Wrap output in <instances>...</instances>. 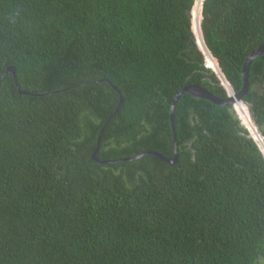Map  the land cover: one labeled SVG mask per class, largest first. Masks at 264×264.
I'll return each mask as SVG.
<instances>
[{
	"label": "trees",
	"instance_id": "trees-1",
	"mask_svg": "<svg viewBox=\"0 0 264 264\" xmlns=\"http://www.w3.org/2000/svg\"><path fill=\"white\" fill-rule=\"evenodd\" d=\"M195 0H0V264H260L264 155L192 32ZM201 38L239 92L264 0H204ZM195 36V37H194ZM8 67L13 75L5 73ZM264 57L243 102L264 138ZM16 81V83H15ZM26 92L29 95L20 94ZM247 108V110H248Z\"/></svg>",
	"mask_w": 264,
	"mask_h": 264
},
{
	"label": "water",
	"instance_id": "water-1",
	"mask_svg": "<svg viewBox=\"0 0 264 264\" xmlns=\"http://www.w3.org/2000/svg\"><path fill=\"white\" fill-rule=\"evenodd\" d=\"M189 16L191 17V12L189 13ZM209 54H210V52H209ZM210 56L212 57L211 54H210ZM259 57H264V44L259 45L257 47V49L251 51L249 56L245 59L243 66H242V69H241V72H240L242 87H241L239 92H237V93L234 92L233 88L228 84V82L226 80L225 81L227 83L229 90L227 88L223 87V85H221L228 92V98L225 100H221V99L217 98L211 92H209L207 89L203 88L200 85H189V86H186L183 89L176 92V94L173 98V101H172L171 109H170V127H171L172 137H173V157L172 158H167V157L163 156L162 154H159L156 152L146 151V152L140 153L139 155H137L135 157L126 158V159H122V160H118V161H101L98 159V152L100 149L101 138H102L103 132H104L106 126L108 125V123L110 122V120L119 111V109L123 103V98H122L120 92L117 90V88H115L112 85V83L109 80L98 81V83L106 82L113 89V91H115L118 94L119 101H118V104H117V107H116L114 113L112 115H110L108 120L104 123V125L100 129V132L98 134L97 141H96V143H97L96 149L94 150V152L91 155L92 161L95 164L102 166V165H108V164H116V163H120V162H135L137 160H140L144 156H153V157H155V158L159 159L160 161L167 163V164L177 163L178 153H177V138H176V133H175L174 116H175V109H176L177 102H178L179 98L182 95H187V96H190V97L197 99V100L208 101V102L212 103L213 105L219 106V107L232 106L234 108L235 104H242V105L247 107V105L243 102V98L246 96L248 89H249V68H250L251 63ZM9 72L13 75V77L15 79V70L13 67H8L6 69L4 75L6 73H9ZM220 73H221V70H220ZM15 83H16V81H15ZM262 86H263V90H264V67H263V71H262ZM19 93L24 94V95H29V93H26V92H19Z\"/></svg>",
	"mask_w": 264,
	"mask_h": 264
},
{
	"label": "bare ground",
	"instance_id": "bare-ground-1",
	"mask_svg": "<svg viewBox=\"0 0 264 264\" xmlns=\"http://www.w3.org/2000/svg\"><path fill=\"white\" fill-rule=\"evenodd\" d=\"M203 2H204V0H195V3L193 5L192 11H191V17H190L191 18V22H192V26H193V31L195 32L196 37H197L196 38L197 42H198L197 46H200L199 49H200V51L202 52V54L204 56V61H205L206 67L211 69L215 74L221 76L220 69H219V66L217 64V61L210 56V54H209V52H208V50H207L202 38H201L200 23H201V19H202V5H203ZM196 27H197V29H196ZM222 81H223L222 84L226 88L227 83L224 82V80H222ZM235 105H234L235 111L236 112L238 111V113L240 114V117L245 119L246 127L249 129V131L252 134V136L254 137V139L257 142H259V143L260 142L263 143L264 140L262 139V137L258 136L259 134L257 132H255L256 129H255L254 125L252 124V121H251V118L249 116L247 107L242 105V104H235Z\"/></svg>",
	"mask_w": 264,
	"mask_h": 264
},
{
	"label": "rangeland",
	"instance_id": "rangeland-1",
	"mask_svg": "<svg viewBox=\"0 0 264 264\" xmlns=\"http://www.w3.org/2000/svg\"><path fill=\"white\" fill-rule=\"evenodd\" d=\"M196 29H197V27H196ZM192 32L194 33V35L196 36V34H195V32L193 31V26H192ZM194 36V37H195ZM197 38V37H196ZM198 43V42H197ZM199 48H200V46H199ZM206 65V64H205ZM215 74V73H214ZM221 74V73H220ZM216 75V77H217V79H218V81L220 82V84L221 85H223L222 84V80H224V82H226L225 81V79H224V77H223V75L221 74V76L220 75H217V74H215ZM223 87H224V85H223ZM228 86H226V88H227ZM228 89V88H227ZM229 90V89H228ZM227 92V91H226ZM227 94H228V92H227ZM236 106V105H235ZM248 108V107H247ZM234 111H235V109H234ZM236 112V111H235ZM238 111L236 112V115H237V117H238V119L240 120V122H241V124L247 129V131H248V133H249V135H250V137L257 143V145H258V147L260 148V150L262 151V153H264V142L262 143V142H257L255 139H254V137L252 136V134L250 133V131H249V129L246 127V121H245V119H243V118H241L240 117V114L238 113ZM248 113H249V116H250V118H251V115H250V112H249V108H248ZM239 115V116H238ZM251 121H252V124L254 125V122H253V120H252V118H251ZM254 127H255V129H256V131L255 132H257L258 134H259V131H258V129L256 128V126L254 125ZM258 136H260V137H262L260 134L258 135ZM262 139L264 140V138L262 137ZM264 155V154H263ZM260 264H264V259H261L260 260Z\"/></svg>",
	"mask_w": 264,
	"mask_h": 264
}]
</instances>
